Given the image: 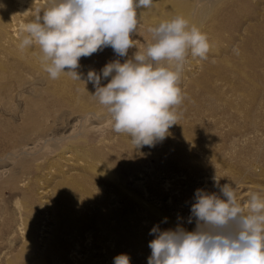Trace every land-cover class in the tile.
Returning <instances> with one entry per match:
<instances>
[{"label": "rangeland", "instance_id": "374dc122", "mask_svg": "<svg viewBox=\"0 0 264 264\" xmlns=\"http://www.w3.org/2000/svg\"><path fill=\"white\" fill-rule=\"evenodd\" d=\"M11 1L0 0V68L4 69H0V125L24 126L20 119L26 112L49 115L43 118L40 114L37 126L30 128L31 132L24 131L33 141L8 149L11 153L0 147V264H114V258L121 254L130 258V264H147L151 256L148 244L155 238V234H150L153 227L160 231L195 229L196 219L190 209L196 190L216 193L223 199L220 188L229 184L245 212L251 193L264 198V131L250 132L243 113L249 106L246 100L250 86L263 82L256 74L264 72V0H240L241 5L239 0H216L215 12L202 26L209 24L206 28L211 30L207 38L212 54L208 51L206 58L201 59L189 52L179 82L183 99L189 91L202 93L197 80L204 87L201 79L215 68L216 75L209 76V88L213 86L216 95H221L216 99V120L205 116L201 121L205 127L200 133L194 132L197 139L169 132L174 141H158L151 148L139 149L128 134L114 131L107 107L92 96L95 88L88 82L87 74H100L109 62L123 63L135 53H146L153 42V33L148 31L151 28L138 23L132 34L135 46L125 57L106 47L80 58L76 71L81 74V81L65 73L51 79L43 68L39 46L34 44L24 50L19 47L22 27L45 9L25 0L26 16L9 18L14 9ZM178 2L190 4L188 18H195L209 6L207 0ZM243 58H249L252 65L242 64L241 73L234 74V65L241 64ZM109 80L110 77L102 78L101 86ZM54 94L68 95L70 101L61 104ZM261 99L260 102L264 95ZM253 108L262 111L258 104ZM260 121L264 123L263 116L257 117L256 122ZM211 122L216 125L211 127ZM39 129L49 131L37 136ZM169 143L174 147L168 149ZM66 145L76 146L73 152L80 154L82 160L62 161L60 155ZM83 148L93 151L95 157ZM52 166L55 172L45 178L44 172ZM45 187L48 192L42 193ZM44 227H50L48 238L42 237Z\"/></svg>", "mask_w": 264, "mask_h": 264}, {"label": "clouds", "instance_id": "9594fccd", "mask_svg": "<svg viewBox=\"0 0 264 264\" xmlns=\"http://www.w3.org/2000/svg\"><path fill=\"white\" fill-rule=\"evenodd\" d=\"M153 0H51L46 11L23 26L19 47L38 45L41 62L51 79L62 73L81 81L79 60L106 47L125 57L135 46L137 9ZM0 7H3L0 5ZM153 42L146 53H135L121 63H107L100 74L89 71L92 96L107 107L116 133H126L136 149L163 141L177 124L176 106L182 103L179 86L189 52L201 59L209 51L207 35L183 16L151 29ZM110 77L105 86L101 80ZM221 196L196 190L191 215L193 231L182 227L160 231L148 247L147 264H264V198L253 192L247 212L234 188L225 184ZM191 222V220H189ZM114 264H130L121 254Z\"/></svg>", "mask_w": 264, "mask_h": 264}, {"label": "bare ground", "instance_id": "6f19581e", "mask_svg": "<svg viewBox=\"0 0 264 264\" xmlns=\"http://www.w3.org/2000/svg\"><path fill=\"white\" fill-rule=\"evenodd\" d=\"M13 2H14V5H13V7H14V9H13V11L12 12H10L9 13V18H12V17H14V16H22V15H24V16H26L25 14H26V10L24 9L25 7H24V2H25V0H12ZM11 1V2H12ZM28 1V0H27ZM30 1V0H29ZM33 1V3H34V5L36 4V5H38V6H40L41 8H44L45 9V11H46V9H47V7L49 6V4H50V2H51V0H32ZM200 1V0H199ZM208 2V8H204V10H201V12L199 13V15L198 16H196L195 18H191V17H189L188 18V14H189V9H188V7H190V4H189V6H186V5H184V4H179V2H178V0H153V3H152V5L150 6V7H147V8H138L137 9V17H138V23H142V24H144V25H146L147 27H149V28H151V29H153V28H155L156 26H158L160 23H162V22H164V21H168V20H171V19H173V18H175L176 16H183L185 19H187L188 21H189V25L191 26V25H195V26H197L200 30H201V32H203V33H205L206 35L207 34H209V33H211V30H208L207 28H208V26H209V24H208V26L207 25H205L206 27H202L203 26V23H206V22H204L205 21V19L206 18H208V16L209 15H212V12L214 13L215 11L213 10V6H214V3H215V1L216 0H207ZM31 2V1H30ZM241 1L239 0V2H237V3H240ZM184 3V2H183ZM189 3V2H188ZM198 3V2H197ZM205 3V2H204ZM203 3V4H204ZM236 3V4H237ZM243 4V3H242ZM246 4V3H245ZM244 4V5H245ZM33 5V4H32ZM192 5V4H191ZM198 5H200V4H198ZM205 5V4H204ZM240 5H241V3H240ZM197 6V5H196ZM195 6V7H196ZM239 6V5H238ZM200 7V6H199ZM205 7V6H204ZM192 8V7H191ZM202 8V7H201ZM39 9V8H38ZM188 10V11H187ZM213 10V11H212ZM42 11V10H41ZM191 11V10H190ZM199 12V11H198ZM218 12V11H217ZM29 14V13H28ZM35 14V13H34ZM36 14H38V13H36ZM194 15V14H193ZM221 15L222 14H220L219 16L221 17ZM29 16H31V17H34L33 15H32V13L31 14H29ZM28 16V17H29ZM216 16H218L217 14H216ZM215 16V17H216ZM7 17V16H6ZM211 17V16H210ZM215 17H212V20H213V18L215 19ZM8 18V17H7ZM18 18V17H17ZM30 18V17H29ZM222 18V17H221ZM216 19H217V17H216ZM8 21H9V19H7ZM209 20H210V18H209ZM218 20V19H217ZM219 20H221L220 18H219ZM19 21V20H18ZM21 21V20H20ZM216 21V20H215ZM13 22V21H12ZM217 22V21H216ZM221 22V21H220ZM219 23V22H218ZM217 23V24H218ZM10 24V23H9ZM15 24V23H14ZM207 24V23H206ZM214 24V23H213ZM219 24H221L222 25V23H219ZM212 25V24H211ZM18 26V25H17ZM219 26V25H218ZM216 27H217V25H216ZM233 27V26H232ZM16 28V27H15ZM212 28V27H211ZM214 28V27H213ZM212 28V29H213ZM217 28H219V27H217ZM217 28L215 29L216 31L215 32H217ZM16 29H19V28H16ZM22 29H23V27H22ZM151 29H148V31H149V33H150V30ZM209 29H210V27H209ZM12 30H14V27H12ZM137 30V29H136ZM207 30V31H206ZM220 31H221V29H220ZM19 32H21V30L19 31ZM214 31H213V35H214V33H215ZM18 33V32H17ZM22 33V32H21ZM148 33V34H149ZM219 34V33H218ZM150 35V34H149ZM255 35V34H254ZM208 36V35H207ZM210 37H212L211 35H209ZM6 38V37H5ZM14 39V38H13ZM10 41H11V39H9ZM8 40V41H9ZM215 40V39H214ZM253 40H254V38H253ZM260 40V39H259ZM17 41V40H16ZM210 41V40H209ZM251 41V40H250ZM255 41V40H254ZM259 42V41H258ZM210 43V42H209ZM261 43V42H260ZM11 44H12V41H11ZM17 44V43H16ZM249 44H251V42L249 43ZM248 44V45H249ZM254 44V43H253ZM13 45V44H12ZM258 45H259V43H258ZM8 46V45H7ZM252 46V45H251ZM18 47V46H17ZM11 48V47H10ZM212 48V50L214 49L213 47H211ZM252 48V47H251ZM261 48V47H260ZM8 49V48H7ZM10 50V49H9ZM257 50V49H256ZM259 50V49H258ZM11 51H13V49L11 48ZM15 51V50H14ZM19 51H21V50H19L18 49V52ZM216 51V50H215ZM264 51V50H263ZM262 51V52H263ZM25 52V51H24ZM210 52V51H209ZM209 52H207V53H209ZM252 52H254V51H252ZM16 53V52H15ZM27 53V52H26ZM13 54H14V52H13ZM29 54V53H28ZM212 53L210 52V54L209 55H211ZM8 55H10V54H8ZM261 56V55H260ZM251 57H253V56H251ZM250 57V58H251ZM258 59H259V57H257ZM18 59V58H17ZM261 59H262V57H261ZM20 60H22L21 58H20ZM29 60V59H28ZM36 60V59H35ZM34 59L32 60V61H35ZM198 60V59H197ZM212 60H214V59H212ZM211 60V61H212ZM22 61H24V60H22ZM22 61H20V62H22ZM38 61H40V60H38ZM200 61V60H199ZM259 61L260 60H258V63H259ZM16 62V61H15ZM25 62V61H24ZM37 62V61H36ZM35 62V63H36ZM201 62V61H200ZM262 62V61H261ZM30 63V62H29ZM192 63V62H191ZM195 63V65H198V64H200L199 62H194ZM213 63H214V61H213ZM241 64H239V65H234V67H235V70H236V72H234V74H240L241 73V71H239V69H240V67H241V65L242 64H245L246 66H251L252 65V61H250L249 60V58L248 59H246V58H243V61L242 62H240ZM263 63V62H262ZM27 64V63H26ZM33 64V63H32ZM210 64V63H209ZM17 65V64H16ZM19 65H21L20 63H19ZM25 65V64H24ZM39 65V64H38ZM37 65V66H38ZM29 66V65H28ZM209 66V65H208ZM211 66H213V65H211ZM32 67V66H31ZM196 67H198V66H196ZM201 67V66H200ZM33 68V67H32ZM38 68V67H37ZM259 68V67H258ZM1 69V68H0ZM20 69V68H19ZM1 70H4V69H1ZM41 70V69H40ZM210 70V69H209ZM264 69L262 68V71H263ZM38 71V70H37ZM203 71V70H202ZM256 71V70H255ZM257 71H258V69H257ZM256 71V72H257ZM210 72V71H209ZM216 71H215V68H213V70L210 72V73H208V74H205L204 75V77L201 79V80H203L202 82H204L203 84H205L204 85V87L202 86V84H201V82H200V80H197L198 81V84L203 88L201 91H202V93H198V94H194V92L193 91H189L187 94H186V98L185 99H183L182 100V103L180 104V106H178V107H176V111H177V114H178V116H179V119L177 120V124L176 125H173L170 129H169V132L173 135V134H175V133H178L179 135H181V136H185L186 138H187V136L189 135V136H194V132H196L197 133V131H199V130H201V129H203V128H201V127H205V123H201V121L203 120V119H205L206 117L205 116H208L210 119H215L216 120V101L217 100H219L220 98H221V95H219V94H217L216 95V90H213V86H212V89L211 88H209V84H210V82H209V80H210V74H212V73H214L215 75H216V73H215ZM260 73L259 74H256L257 76H259V77H261L260 79H261V81L263 80V82H261V84H260V82H258V84H260L259 86H257V85H253V86H250V87H252L251 89L250 88H248L247 90H249L250 89V92H249V96H247L248 97V99L246 100V102L248 103V107L244 110V116L246 117V120H248L249 121V125H250V128H249V130H250V132H253V131H264V123H262L261 121H262V119H261V121H260V123L258 124L257 122H256V119H257V117H262L263 116V119H264V100L263 101H261L260 102V100H262L261 99V96L262 95H264V72L263 73H261V71H259ZM8 73V72H7ZM6 74V73H5ZM16 75H18V74H16ZM49 75V74H48ZM63 75V74H62ZM65 75V74H64ZM0 76H1V74H0ZM12 76V75H11ZM255 76V75H254ZM255 77V79L256 78H258V77ZM12 78V77H11ZM18 78V77H17ZM200 79V78H199ZM255 79H252L251 80V82L253 83L254 82V80ZM2 80V79H1ZM6 80H8V77H7V79ZM16 80V79H15ZM50 80V79H49ZM258 80V79H257ZM256 80V81H257ZM46 81V80H45ZM63 81V80H62ZM12 82V81H11ZM47 82V81H46ZM50 82V81H49ZM49 82H47V84L49 83ZM10 83V82H9ZM69 83V82H68ZM195 83H196V81L194 82V85H195ZM6 84V83H5ZM50 84H51V82H50ZM57 84V83H56ZM78 84H80L79 82H78ZM251 84V83H250ZM55 85V84H54ZM54 85H52L53 87H54ZM57 85H59V84H57ZM72 85V84H71ZM70 85V86H71ZM196 85H197V83H196ZM226 85V84H225ZM51 86V85H50ZM51 86V87H52ZM200 86L198 87L199 89H201L200 88ZM72 87V86H71ZM75 87V86H74ZM197 87V86H196ZM234 87H235V89L237 88L238 89V85H234ZM56 88V87H55ZM216 88V87H215ZM196 90H197V88H195ZM198 89V90H199ZM234 89V90H235ZM79 90V89H78ZM232 90H233V88H232ZM244 90V89H243ZM54 91H56V92H60L59 91V89L58 90H55L54 89ZM236 91V90H235ZM240 91H242L241 89H240ZM65 92V91H64ZM71 92V91H70ZM199 92H200V90H199ZM245 93V95H246V91L244 92ZM200 94V95H199ZM52 95V94H51ZM55 96H56V98H57V100L61 103H66L67 101H70V97H68V95H67V97H66V95L65 94H54ZM71 95V94H70ZM240 95V94H239ZM77 96V95H76ZM53 97V96H52ZM53 98H55V97H53ZM240 98H241V96H240ZM243 98V97H242ZM217 99V100H216ZM243 99H245V98H243ZM53 100V99H52ZM241 100V99H240ZM55 101V100H54ZM72 101V100H71ZM51 102V101H50ZM50 102H49V104H50ZM53 102V101H52ZM51 102V103H52ZM75 102V101H74ZM240 102V101H239ZM238 102V103H239ZM241 102H242V100H241ZM48 103V102H47ZM47 103H45V104H47ZM56 103H57V101H56ZM61 103V104H62ZM230 103V102H229ZM76 104V103H75ZM78 104V103H77ZM242 104V103H241ZM260 105L261 106V110L262 111H259V112H257V111H255V109L253 108V106H256V105ZM262 104V105H261ZM58 105V104H57ZM225 105V104H224ZM239 106H240V104H239ZM243 106H244V102H243ZM49 107V106H48ZM245 107V106H244ZM46 108H47V106H46ZM218 108V107H217ZM48 110V109H47ZM27 111H28V109H27ZM46 111V110H45ZM41 114V117H43V118H46L48 115H47V113H38V114H34L33 112L32 113H30V112H26L25 113V115L20 119L21 120V123H22V125H24V126H5V127H3V126H1L0 125V127H1V129H2V132H1V129H0V132H1V139H2V141H1V139H0V147L1 148H3L4 150H8V149H11V148H15V147H19L23 142H31V141H33V138H28V137H26L27 135V133L25 134V130H29L30 128H34V126H35V124H36V126H37V123L38 122H40L39 121V115ZM238 114H240V113H238ZM15 115V114H14ZM16 117H17V115H16ZM15 117V118H16ZM205 117V118H204ZM208 119V118H207ZM215 120H214V122H215ZM205 121V120H204ZM206 122V121H205ZM207 123V122H206ZM212 123V122H211ZM210 124V123H209ZM207 125H208V123H207ZM216 125V123H212V124H210V126L211 127H214ZM207 127H209V125L207 126ZM249 127V126H248ZM6 128H7V130H8V132L6 131ZM216 128V127H215ZM208 129H210V127L208 128ZM42 130H45V131H41L40 129L39 130H37L36 132H37V136H43V135H45L46 134V132L47 131H49V129H42ZM30 132H31V130H29ZM56 131V130H55ZM202 131V130H201ZM207 132V131H206ZM33 133H35V132H33ZM199 133H200V131H199ZM203 133V132H202ZM201 133V134H202ZM259 133V132H258ZM264 133V132H263ZM263 133H261V134H263ZM48 134V133H47ZM256 134V133H255ZM178 135V136H179ZM196 135V134H195ZM203 135V134H202ZM36 136V135H35ZM170 134H168V136L163 140V141H166V142H169L170 140H173V139H171L170 137ZM256 136V135H255ZM261 136V135H260ZM258 137V136H257ZM182 138V137H181ZM189 138V137H188ZM187 138V139H188ZM261 138V137H260ZM30 139V140H29ZM38 139V138H37ZM193 139H197V137L196 136H194V138ZM259 139V138H258ZM175 140H176V138H175ZM179 140H180V136H179ZM178 140V141H179ZM260 140V139H259ZM54 141V140H53ZM174 141V140H173ZM180 141H182V140H180ZM190 141V140H189ZM36 142V141H35ZM176 142V141H175ZM184 142V141H183ZM159 143V142H158ZM157 143V144H158ZM179 143V142H178ZM167 144V143H166ZM170 144V143H169ZM176 144V143H175ZM23 145V144H22ZM25 145V144H24ZM156 145V144H155ZM171 145L172 144H170V148H168V149H171ZM174 145V144H173ZM172 145V146H173ZM178 145V144H177ZM180 145V144H179ZM181 146V145H180ZM76 146H72L71 148H70V146H67L66 145V149H65V151H63L62 152V154L60 155V158L62 159V161L64 160V162H69V160H74V161H76V162H78V161H81L82 160V158H81V155L80 154H76V153H74L73 152V148H75ZM174 147V146H173ZM180 148H182V147H180ZM214 148V147H213ZM20 149V148H19ZM83 150H84V152H87L88 154H93L92 156H94L95 157V153L93 152V151H89V150H86L85 148H83ZM214 150V149H213ZM205 151H206V149H205ZM203 152V153H205V154H207L208 155V153H206V152ZM210 152V151H209ZM214 152V151H213ZM6 153H11L9 150H8V152H6ZM211 153V152H210ZM209 153V154H210ZM20 154H23V155H25L26 154V152L25 151H21V153ZM14 155H16V154H14ZM18 156V155H17ZM91 156V157H92ZM210 156V155H209ZM15 158V157H14ZM17 158V157H16ZM87 158V157H86ZM85 158V159H86ZM89 160V159H88ZM73 161V162H74ZM87 162V161H86ZM73 164V163H72ZM71 164V165H72ZM70 165V164H69ZM39 168H41V167H39ZM55 172V170L53 169V166L52 167H50V168H48V169H46V171L44 172L45 173V178H48L47 176H49L50 174H52V173H54ZM68 172V171H67ZM69 173V172H68ZM67 175H69V174H67ZM242 175V174H241ZM66 177V176H65ZM64 178V177H63ZM62 178V179H63ZM70 179V178H69ZM47 187H45L44 189H42L43 191H41L42 193H46V192H48V190L46 189ZM46 201V200H45ZM245 209V208H244ZM50 228V227H49ZM49 228L48 227H44V230H43V232H42V237H47L48 238V232H49ZM43 229V228H42ZM50 237V236H49Z\"/></svg>", "mask_w": 264, "mask_h": 264}]
</instances>
